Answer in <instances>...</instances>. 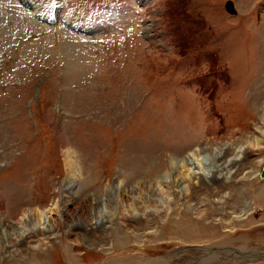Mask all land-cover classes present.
Returning a JSON list of instances; mask_svg holds the SVG:
<instances>
[{
  "label": "rangeland",
  "instance_id": "obj_1",
  "mask_svg": "<svg viewBox=\"0 0 264 264\" xmlns=\"http://www.w3.org/2000/svg\"><path fill=\"white\" fill-rule=\"evenodd\" d=\"M228 1L0 0V264H264V0Z\"/></svg>",
  "mask_w": 264,
  "mask_h": 264
},
{
  "label": "bare ground",
  "instance_id": "obj_2",
  "mask_svg": "<svg viewBox=\"0 0 264 264\" xmlns=\"http://www.w3.org/2000/svg\"><path fill=\"white\" fill-rule=\"evenodd\" d=\"M71 31V30H69ZM200 152V151H199ZM241 154V153H240ZM200 153H197V154H193V156L189 159V160H186V165H189V167L193 168V169H196L197 168V171L196 170H193V173L195 174H200V173H205L204 171L205 170H209V173L212 174V176L217 179V180H220L222 177H220V175L223 174L224 170H227L228 167L230 166H234L236 165V163H238L239 159L237 158H233L231 159L230 158V161L229 163H224V164H219V165H214V164H211L210 166H208L205 162L202 161V158H200ZM67 162L69 163L70 162V152H67ZM69 158V160H68ZM195 158V159H194ZM73 164L74 162H70V171L74 169L73 167ZM193 166V167H192ZM69 168V167H68ZM190 169V168H189ZM218 174V175H217ZM202 176V175H201ZM208 176V175H207ZM211 177V176H210ZM224 178V176H223ZM202 179V178H201ZM208 183V182H207ZM142 193V192H141ZM144 196V195H143ZM143 200H144V197H143ZM151 201V200H150ZM132 203H134V201H132ZM99 205V204H98ZM134 206V205H133ZM146 206V205H145ZM131 207V206H130ZM136 210V209H135ZM134 210V211H135ZM94 219V218H93ZM107 214L103 211V209H99L98 211V215H97V218H96V221H94V224H96V227H105V223L107 222ZM25 229H26V226H25ZM24 229V230H25ZM27 230V229H26ZM24 232V231H23ZM22 232V233H23ZM14 234H7L6 236L8 238L10 237H13ZM18 235V234H17ZM241 253V252H239ZM252 253V252H251ZM256 253V252H255ZM244 255V254H243ZM246 255V254H245ZM250 256V255H249ZM238 257V256H237ZM243 257V256H242ZM244 258V257H243ZM163 259L162 260H156V261H147V262H140V263H136V264H165L166 262H163ZM211 263V262H210ZM198 264V263H197Z\"/></svg>",
  "mask_w": 264,
  "mask_h": 264
},
{
  "label": "water",
  "instance_id": "obj_3",
  "mask_svg": "<svg viewBox=\"0 0 264 264\" xmlns=\"http://www.w3.org/2000/svg\"><path fill=\"white\" fill-rule=\"evenodd\" d=\"M226 8L227 10L230 12V13H233V14H236L237 10L234 6V2L232 0H229L227 3H226ZM262 177H264V169L262 171Z\"/></svg>",
  "mask_w": 264,
  "mask_h": 264
}]
</instances>
